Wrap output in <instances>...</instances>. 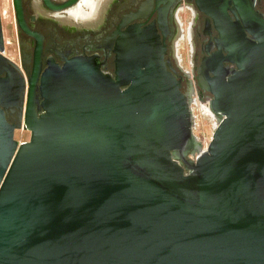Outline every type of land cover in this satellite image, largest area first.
Instances as JSON below:
<instances>
[{
	"label": "water",
	"instance_id": "water-1",
	"mask_svg": "<svg viewBox=\"0 0 264 264\" xmlns=\"http://www.w3.org/2000/svg\"><path fill=\"white\" fill-rule=\"evenodd\" d=\"M214 25L237 69L209 85L221 120L194 162L177 155L197 144L154 25L118 33L113 77L95 57L36 60L25 100L0 26V264H264V20L252 39Z\"/></svg>",
	"mask_w": 264,
	"mask_h": 264
},
{
	"label": "flooded vegetation",
	"instance_id": "flooded-vegetation-1",
	"mask_svg": "<svg viewBox=\"0 0 264 264\" xmlns=\"http://www.w3.org/2000/svg\"><path fill=\"white\" fill-rule=\"evenodd\" d=\"M66 1L47 0L49 7L43 0H21L20 17L24 29L17 23L12 0L8 30L4 29L0 10L4 48L2 56L11 63L7 65L17 72L23 85L20 96L24 100L27 96V78L31 77L36 60L39 61L42 74L49 64L62 66L65 61L76 57H95L104 73L113 77L116 68L114 48L118 33L135 24L154 25L161 41L166 44L165 59L170 62L181 81L182 92L188 102L197 98L205 109L204 113H210L205 107L208 105L210 109L213 100L209 85L216 77L226 75L227 78L237 69L229 61L227 45L221 40L214 22L227 20L244 29L246 37L252 39L246 31L250 29L251 21L257 17L264 20V0H104L86 22L68 19V9H51ZM186 14L189 23L184 32L181 19ZM5 32L11 33L12 43L5 41ZM182 35L187 40L191 55V61L187 63L189 70L184 69L183 62L181 65L178 63L175 55L174 45ZM7 46L13 51L14 58L7 54ZM3 78L1 75L0 80ZM41 101L40 93L36 90V111L40 109ZM11 103L14 104L13 99ZM6 115L10 122H14L18 110L13 114L6 111ZM194 141L197 146L196 150L190 149L191 154L198 155L200 146L195 138ZM190 150L177 155L187 160Z\"/></svg>",
	"mask_w": 264,
	"mask_h": 264
},
{
	"label": "rangeland",
	"instance_id": "rangeland-1",
	"mask_svg": "<svg viewBox=\"0 0 264 264\" xmlns=\"http://www.w3.org/2000/svg\"><path fill=\"white\" fill-rule=\"evenodd\" d=\"M0 10L2 11V23L4 26L5 30L9 29V14H11V0H0ZM181 22L183 24L182 28L184 30V32L186 31V28L188 26L189 23V16L188 14H186V16L183 17V19H181ZM188 36L187 39L189 38V31H187ZM5 41L6 42H13V38L11 36V33H6L5 32ZM180 57L182 61H183V67L186 70H189V65L187 63H190L191 61V55L190 52L187 49V40L186 38H184V40H182L180 42ZM7 54L10 55V57L14 58V53L13 51L10 49L9 46H7ZM181 61V62H182ZM189 107H190V111H191V116H192V136L193 138L196 139V141L198 142L200 148L207 149L212 135L216 129V124L217 122L219 123V121L221 120V117L216 116L210 109V113H212L215 118H211L210 113H204L203 110L204 107L202 106V103L197 99V98H193L191 101L189 100ZM14 139L16 141H18L19 143L21 142H25L29 140V132L25 131V130H18L15 132L14 134ZM194 150H196L194 148ZM193 150V152H194ZM192 154H191V150L187 155V160H193L192 158Z\"/></svg>",
	"mask_w": 264,
	"mask_h": 264
},
{
	"label": "bare ground",
	"instance_id": "bare-ground-1",
	"mask_svg": "<svg viewBox=\"0 0 264 264\" xmlns=\"http://www.w3.org/2000/svg\"><path fill=\"white\" fill-rule=\"evenodd\" d=\"M103 1L104 0H80L78 4L75 5V7H72L71 9H68L66 11L67 17L68 19H73L78 22H86L90 18V16L97 11L98 7L102 4ZM210 115L211 118H214L211 113ZM217 125L218 122L216 124V127ZM204 150H205L204 147L200 148L198 155L204 152Z\"/></svg>",
	"mask_w": 264,
	"mask_h": 264
},
{
	"label": "built area",
	"instance_id": "built-area-1",
	"mask_svg": "<svg viewBox=\"0 0 264 264\" xmlns=\"http://www.w3.org/2000/svg\"><path fill=\"white\" fill-rule=\"evenodd\" d=\"M181 39V40H180ZM176 43H175V45H174V49H175V55H176V58H177V60H178V63L181 65L182 64V59L181 58H178V57H180V54H179V51H180V42L182 41V40H184V35H182L181 36V38H180ZM187 49H188V51H189V46H188V43H187ZM182 61V62H181ZM189 103V102H188ZM205 107H207L208 108V110H209V106L208 105H206ZM189 109H190V107H189ZM190 113H191V111H190ZM192 117V116H191ZM192 158H193V160H190V161H195V159L197 158V154H195V153H192ZM195 157V158H194Z\"/></svg>",
	"mask_w": 264,
	"mask_h": 264
}]
</instances>
